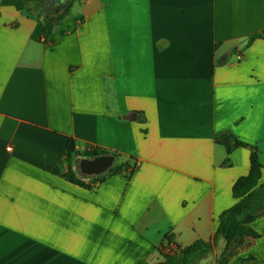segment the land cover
<instances>
[{"label":"crops","instance_id":"1","mask_svg":"<svg viewBox=\"0 0 264 264\" xmlns=\"http://www.w3.org/2000/svg\"><path fill=\"white\" fill-rule=\"evenodd\" d=\"M27 2L68 10L45 41L0 0V264H156L166 235L213 241L249 146L264 182V37L247 44L264 0ZM224 133L248 147L227 153ZM93 147L133 171L65 180L62 151ZM251 227L226 264H264V215Z\"/></svg>","mask_w":264,"mask_h":264},{"label":"trees","instance_id":"2","mask_svg":"<svg viewBox=\"0 0 264 264\" xmlns=\"http://www.w3.org/2000/svg\"><path fill=\"white\" fill-rule=\"evenodd\" d=\"M9 3L24 14L35 16L37 18L43 26L45 41L49 40V35L53 32L57 23L63 18L68 10L67 6L63 11L54 14L42 10L35 12L27 0H9ZM261 37H264V28L260 32L250 34L247 37V44L255 38ZM232 52H235V49L218 57L216 64H224ZM137 119L140 121L143 120L142 117H137ZM216 140L224 145L227 153L230 152L234 145L248 147L246 143L240 142L225 133L221 134ZM231 142L234 143L232 144ZM249 147L248 172L245 175L238 177L232 185V196L235 201L219 214V221L213 241L197 239L190 245L184 247L173 243L175 249L169 248V250L165 251L167 248L165 243L172 241V237L166 235L158 247V251L163 257V261L156 264H197L212 251L214 242L218 236L224 238L226 246L221 255L217 258V264H226L229 258L235 254L237 248L243 243L246 236H258L251 227V223L257 217L264 215V182L259 183L262 166L259 161L258 151L254 146ZM101 154H112L116 159L118 158V154L96 147L85 148L82 151L63 150L62 155L67 162V170L64 171L61 176L75 185L91 188L92 185L100 182L113 168L125 172L127 176H129L134 169L135 160L131 158L127 162L113 165L107 172L98 176H87L80 173L78 164L81 158Z\"/></svg>","mask_w":264,"mask_h":264},{"label":"water","instance_id":"3","mask_svg":"<svg viewBox=\"0 0 264 264\" xmlns=\"http://www.w3.org/2000/svg\"><path fill=\"white\" fill-rule=\"evenodd\" d=\"M112 154H101L80 159L78 167L82 174L87 176H98L107 172L115 162Z\"/></svg>","mask_w":264,"mask_h":264},{"label":"flooded vegetation","instance_id":"4","mask_svg":"<svg viewBox=\"0 0 264 264\" xmlns=\"http://www.w3.org/2000/svg\"><path fill=\"white\" fill-rule=\"evenodd\" d=\"M64 1L65 0H41V5L46 9L53 10L62 5Z\"/></svg>","mask_w":264,"mask_h":264},{"label":"built area","instance_id":"5","mask_svg":"<svg viewBox=\"0 0 264 264\" xmlns=\"http://www.w3.org/2000/svg\"><path fill=\"white\" fill-rule=\"evenodd\" d=\"M8 150H10V147H7ZM165 245H167V248L165 249V251L170 249H175V247L173 246V241H170L169 243H165Z\"/></svg>","mask_w":264,"mask_h":264},{"label":"rangeland","instance_id":"6","mask_svg":"<svg viewBox=\"0 0 264 264\" xmlns=\"http://www.w3.org/2000/svg\"><path fill=\"white\" fill-rule=\"evenodd\" d=\"M36 3V7H41V0H34ZM119 162V158L115 159L114 165H116Z\"/></svg>","mask_w":264,"mask_h":264}]
</instances>
